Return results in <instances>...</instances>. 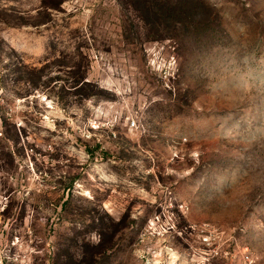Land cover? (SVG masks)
Masks as SVG:
<instances>
[{
	"label": "rangeland",
	"instance_id": "rangeland-1",
	"mask_svg": "<svg viewBox=\"0 0 264 264\" xmlns=\"http://www.w3.org/2000/svg\"><path fill=\"white\" fill-rule=\"evenodd\" d=\"M0 264H264V0H0Z\"/></svg>",
	"mask_w": 264,
	"mask_h": 264
},
{
	"label": "trees",
	"instance_id": "trees-1",
	"mask_svg": "<svg viewBox=\"0 0 264 264\" xmlns=\"http://www.w3.org/2000/svg\"><path fill=\"white\" fill-rule=\"evenodd\" d=\"M19 81H24V82H26L27 84H32V79H31V77H30V71H28L26 74H25V76H22V77H20V79H19ZM30 86V85H29Z\"/></svg>",
	"mask_w": 264,
	"mask_h": 264
}]
</instances>
